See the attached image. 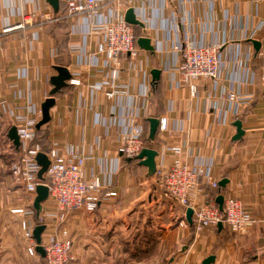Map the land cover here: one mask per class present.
Returning a JSON list of instances; mask_svg holds the SVG:
<instances>
[{
    "label": "crops",
    "instance_id": "obj_1",
    "mask_svg": "<svg viewBox=\"0 0 264 264\" xmlns=\"http://www.w3.org/2000/svg\"><path fill=\"white\" fill-rule=\"evenodd\" d=\"M133 5L146 11L148 23L136 31L139 37H149L154 49L138 46L130 69L128 60H122L116 84L128 86V93L107 96L115 90L104 77L107 64L97 72L89 70L86 55L69 49L72 25H82V14L67 17L66 0H58L56 7L48 0H0V24L23 23L3 36L0 49V264L43 261L40 254L26 253L19 226L22 219L32 223L35 211L10 212L22 189L9 174L20 149L7 132L13 126L10 111L31 115L40 109L52 88L54 65L66 66L82 82L55 94L46 141L76 146L85 158L86 177L98 176L106 189L117 193L94 212H69V264H202L209 255H214L210 264H264V0H133ZM22 13L30 20L24 22ZM53 16H65L64 24L42 23ZM95 32L73 37L87 53H94L100 39ZM185 38L217 45L220 57L218 82L199 79L195 95L183 83L174 50ZM252 39L261 42L258 50ZM153 68L161 71L158 95L151 84ZM99 84L101 88H95ZM144 89L148 107L139 115L145 132L148 117H166L168 122L146 147L161 156L167 146H181L187 163L196 156H212V179L227 182L218 189L204 185L206 194L241 201L254 218L244 231L233 233L222 224L195 233L191 225L180 226L183 207L164 193L155 174L117 153L119 130H127L126 110L138 105ZM230 91L240 99L236 114V105L219 97ZM222 112L225 123L220 121ZM236 119L244 134L232 140ZM165 154L169 163L173 155ZM134 166L154 177H133ZM133 246L141 250L135 252Z\"/></svg>",
    "mask_w": 264,
    "mask_h": 264
},
{
    "label": "built area",
    "instance_id": "obj_2",
    "mask_svg": "<svg viewBox=\"0 0 264 264\" xmlns=\"http://www.w3.org/2000/svg\"><path fill=\"white\" fill-rule=\"evenodd\" d=\"M66 16L83 15L82 25L74 23L71 29L70 50H77L86 55L89 70L98 71L101 65L108 66L104 77L109 86L115 90L107 91L106 95H127L128 86L116 84L121 62L128 60V69L134 65L138 54V45L135 39L134 25L124 19L125 11L132 8L136 18L143 26L147 22L144 8L133 5V0H66ZM108 7L106 13L103 10ZM32 15V14H31ZM23 21L30 20V15L22 13ZM42 23H54L65 18L59 16L44 17ZM23 23L15 25L0 24V49L3 36ZM98 31L100 39L96 42L94 53H87L75 37L78 33L95 34ZM178 68L182 80L189 88L190 94L195 95L197 82L201 78L218 82L220 78V57L218 46L215 44H201L185 38L174 45ZM98 57H97V56ZM71 74V73H70ZM264 80V74L262 75ZM79 76L71 74L67 81L72 86L81 85ZM176 85L177 82H176ZM95 88H101V84ZM148 90L144 89L138 105H130L125 114L127 130H119L117 153L126 160L136 157L146 147L144 135L145 127L140 121L139 112L147 109ZM220 99H227L234 103L233 113H237L240 99L234 92L222 93ZM12 125L16 128L19 139L20 155L13 159L9 166V174L20 185L22 194L15 198V206L10 209L13 214H26L34 212L33 200L36 187L43 183L48 188V197L42 202L39 214L32 223L22 219L19 222L21 236L24 240L25 251L30 256H36V240L33 237V228L37 224L45 226L41 234V246L44 250V264H69L72 261V240L66 226L69 212L80 209L94 212L100 207L103 200L116 196V191L106 189L99 177L92 175L86 177L84 169V156L72 144L61 145L58 140L49 141L47 150H42L36 141V124L41 117V110L35 108L31 115L19 114L10 111ZM221 123L226 122V112H222ZM167 118L160 117L158 129L167 128ZM46 154L49 165L44 174V181L37 177L40 166L36 162L38 153ZM155 165L154 174L164 193L183 207L179 219L180 226H188L185 211L192 208V224L195 233L204 229L216 227L219 222L230 232L241 233L254 222L249 209L237 198L226 195L223 197L222 210L219 209L214 197H208L204 185L218 189L219 183L212 179L214 159L212 156H196L191 163L183 160L181 146H167ZM165 153L173 155L167 163ZM201 197V199H200ZM46 205V206H45Z\"/></svg>",
    "mask_w": 264,
    "mask_h": 264
},
{
    "label": "water",
    "instance_id": "obj_3",
    "mask_svg": "<svg viewBox=\"0 0 264 264\" xmlns=\"http://www.w3.org/2000/svg\"><path fill=\"white\" fill-rule=\"evenodd\" d=\"M48 2L56 7L58 0H48ZM124 19L127 23L143 27L142 23L136 18L134 11L132 8H128L125 11ZM137 45L145 50L152 51L154 48L150 44V38L146 36H140L137 38ZM252 44L254 45L255 49L258 50L260 48L261 42L255 39L251 40ZM54 70L56 71L55 75H52L50 78V83L52 84V88L49 91V95L44 99V101L40 105L41 110V117L36 124V129H40L41 126L47 124L50 121V109L55 104V94L58 93L62 88L68 85L67 81L70 79L71 74L66 66L62 65H54ZM151 79L152 81H156L160 78V69L153 68L151 70ZM147 121L149 123L148 128V138L149 140L153 141L158 130L159 119L156 117H148ZM235 126L236 132L232 136V140H239L242 135L244 134V130L242 129V122L239 119H236L233 122ZM7 137L13 142V144L17 147L19 145L18 135L16 133L15 126H11L7 132ZM157 155V151L153 148L144 147L140 153L136 156L140 160V164L147 167L149 174H153L155 171V157ZM36 162L40 166L38 170L37 177L39 180L44 181V174L47 170L49 165V160L46 154L40 152L36 155ZM227 182L226 178H222L219 181V186L224 187ZM48 197V188L45 184L39 183L36 187L35 197L33 200V209L35 210L36 216L39 214L42 202H44ZM223 195L218 194L215 198L216 203L219 206V209L222 210L223 206ZM192 208L188 207L185 211V219L189 225L192 224ZM218 227L222 226V223L219 222L217 224ZM45 226L43 224H37L33 228V237L36 240V251L42 257L44 256V250L41 246V234L44 230ZM214 260V255L207 256L203 261L202 264H210Z\"/></svg>",
    "mask_w": 264,
    "mask_h": 264
},
{
    "label": "trees",
    "instance_id": "obj_4",
    "mask_svg": "<svg viewBox=\"0 0 264 264\" xmlns=\"http://www.w3.org/2000/svg\"><path fill=\"white\" fill-rule=\"evenodd\" d=\"M57 24H64V21L63 20H61V21H58V23ZM134 29H136V26H134ZM134 32H135V30H134ZM139 37V35L137 34V32H135V39H136V41H137V38ZM159 83H160V78L158 79V80H156V81H152L151 82V84H152V88H154V91L157 93V95L160 93V91H159ZM46 125L47 124H45V125H43V126H41L40 127V129H36V141H38L39 143H40V145H41V147H42V150H47L48 149V147H49V142H47L46 141V136H47V130H46ZM157 133V132H156ZM156 136V135H155ZM144 140H145V143L147 142V141H150L149 140V138H148V131H146L145 132V135H144ZM132 161H136V162H138L139 163V165H140V160L137 158V157H134L133 159H131ZM191 228L193 229V227L191 226ZM193 231H194V229H193ZM146 235H148V234H145V235H143L144 237L146 236ZM149 237V236H148ZM144 242V241H143ZM133 248L136 250L135 252H138L139 250H141L140 248V246H133ZM127 251H129V249H128V246H127Z\"/></svg>",
    "mask_w": 264,
    "mask_h": 264
},
{
    "label": "rangeland",
    "instance_id": "obj_5",
    "mask_svg": "<svg viewBox=\"0 0 264 264\" xmlns=\"http://www.w3.org/2000/svg\"><path fill=\"white\" fill-rule=\"evenodd\" d=\"M135 31H136V29H135ZM137 32V31H136ZM132 175H133V177H154L153 175H150V176H148L147 174H145V172H144V169H142L141 167H140V169H138L137 167H133V169H132ZM148 182H146V185H150V181H152V179H150V178H148V180H147ZM139 201V200H138ZM147 205H148V203H146ZM149 209H146V211H148ZM35 211V210H34ZM146 216V215H145ZM17 236H18V241L20 240L21 241V237H20V234H17ZM22 252V251H21ZM31 264H44V262L43 261H40V262H34V261H32L31 262Z\"/></svg>",
    "mask_w": 264,
    "mask_h": 264
}]
</instances>
